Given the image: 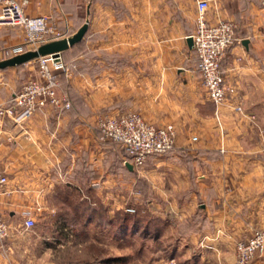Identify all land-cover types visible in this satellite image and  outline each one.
I'll use <instances>...</instances> for the list:
<instances>
[{
    "label": "crops",
    "instance_id": "obj_1",
    "mask_svg": "<svg viewBox=\"0 0 264 264\" xmlns=\"http://www.w3.org/2000/svg\"><path fill=\"white\" fill-rule=\"evenodd\" d=\"M28 1L29 15H48L67 36L87 20L89 27L62 52L71 64L59 75L61 88L72 108L47 106L20 119L0 116V171L9 177L2 209L13 215L38 202L54 217L48 207L63 198V189L83 199L96 190L110 195L113 170L121 189L127 154L122 161L117 144L99 140L98 121L140 110L155 125L176 127L173 149L150 155L142 172L153 178L154 189L159 180L152 202L158 220L182 226L178 244L167 253L179 264H234L237 242L264 228L262 0H219L208 11L212 22L223 18L236 25L235 41L222 60L226 82L236 92L220 108L219 119L188 41L195 31V0H190L194 9H186L184 0ZM24 43L23 29H0V47ZM172 209L170 224L163 218ZM11 232L7 241L19 237ZM4 244L0 240L1 262L10 256ZM250 264H264V254Z\"/></svg>",
    "mask_w": 264,
    "mask_h": 264
},
{
    "label": "rangeland",
    "instance_id": "obj_2",
    "mask_svg": "<svg viewBox=\"0 0 264 264\" xmlns=\"http://www.w3.org/2000/svg\"><path fill=\"white\" fill-rule=\"evenodd\" d=\"M184 5L186 9H194L190 0H184ZM4 28L20 29L18 26H0V29ZM10 49L0 47L1 59L10 56ZM68 63L66 64L69 68ZM38 75L39 66L36 59L0 69V101L5 104L0 105V108H7L8 104L12 103L13 93H17L24 83ZM61 90L64 91L62 88ZM140 112L144 114V111ZM6 115L16 119L26 118L18 117L17 114L14 116L0 113L1 117ZM113 143L117 144L115 147L121 152L123 161L126 151L119 143ZM190 146L194 148L195 142H190ZM124 160H130V156L127 154ZM130 163L133 168L128 165L126 185L123 184L121 189L118 184L119 176L113 170L110 195L102 190L90 194L89 201L95 207L94 214L91 208L88 211V202L85 203L76 191L63 189L60 191L63 198L48 207L52 208L50 211L55 214L54 217L46 215L45 206L42 207L38 202L27 209H17L11 215L9 208L2 209L1 206V195L5 188L0 194V213L10 225V235L11 231H16L19 237L7 241L9 235L7 239L2 240L7 248H11L10 256L8 254L6 258H2L6 262L0 261V264H168L172 258L166 250L178 244L182 226L173 224V227H168V223L164 224L158 220L159 209L152 205V202H157L153 197L158 195L159 180L154 189L153 178L142 173L146 163L137 166L132 161L127 162ZM94 185L99 188L97 181ZM81 202L83 204L76 207ZM27 214H31L35 219L36 223L32 228L24 225ZM88 214H93L94 217L90 222L86 221ZM171 214L173 218L169 217ZM171 214L166 213L163 218L169 220L170 224L175 218L173 209ZM3 251L0 246V252L5 254Z\"/></svg>",
    "mask_w": 264,
    "mask_h": 264
},
{
    "label": "built area",
    "instance_id": "obj_3",
    "mask_svg": "<svg viewBox=\"0 0 264 264\" xmlns=\"http://www.w3.org/2000/svg\"><path fill=\"white\" fill-rule=\"evenodd\" d=\"M219 0H195L197 17L196 28L192 34L193 47L199 56V69L210 100L216 105L219 119L220 108L235 95V87L227 84L222 70V60L235 41L234 21L220 18L212 22L208 11L213 2ZM28 0H0V26H18L23 29L24 45L11 48L13 55L39 45L67 37V31L59 29L48 15L31 16L26 11ZM264 5V0H262ZM39 75L28 80L12 97L7 108H0V113L31 116L36 110L47 106L71 109L69 95L61 90V73H68L69 68L61 56L41 55L37 59ZM19 108V112H17ZM236 110L243 112L241 105ZM17 112V113H16ZM98 138L100 141L119 143L135 165H143L154 153H165L173 149L176 127L173 122L155 125L149 122L140 111H130L119 115H106L98 121ZM264 147V136L262 138ZM127 161V162H128ZM9 183V177L0 171V194ZM35 219L27 214L24 225L35 226ZM10 235V225L0 213V240ZM264 254V228L254 230L248 239L236 244L234 264H250L253 259ZM168 264H179L170 259Z\"/></svg>",
    "mask_w": 264,
    "mask_h": 264
},
{
    "label": "water",
    "instance_id": "obj_4",
    "mask_svg": "<svg viewBox=\"0 0 264 264\" xmlns=\"http://www.w3.org/2000/svg\"><path fill=\"white\" fill-rule=\"evenodd\" d=\"M88 27H89V22L87 20L73 35L63 37L60 39H54L39 45L35 49H28L24 52L17 53L7 58L1 59L0 69L28 63L32 60L37 59L41 55L51 54L54 57L58 58L59 56H61L63 51L75 45L83 38V36L88 30ZM188 41L191 45H193L192 36L189 37ZM128 165L131 169L133 168V165L131 163Z\"/></svg>",
    "mask_w": 264,
    "mask_h": 264
},
{
    "label": "trees",
    "instance_id": "obj_5",
    "mask_svg": "<svg viewBox=\"0 0 264 264\" xmlns=\"http://www.w3.org/2000/svg\"><path fill=\"white\" fill-rule=\"evenodd\" d=\"M82 202H83V201H82ZM82 202H81L80 204H77L76 207H80L81 204H83ZM84 202H85V203L88 202V203H86V204H88V211H90V208H91V211H92V212H93V211L95 212V207L92 206L93 204L90 203L89 199H84ZM79 205H80V206H79ZM94 212H93V214H94ZM78 213H79V212H78ZM93 214H91V215L88 214V215H87V217H86V218H87V219H86L87 222H90V221H92V219H94V217L92 216ZM83 215H84V214H83Z\"/></svg>",
    "mask_w": 264,
    "mask_h": 264
}]
</instances>
